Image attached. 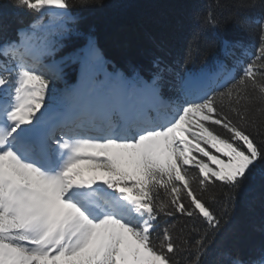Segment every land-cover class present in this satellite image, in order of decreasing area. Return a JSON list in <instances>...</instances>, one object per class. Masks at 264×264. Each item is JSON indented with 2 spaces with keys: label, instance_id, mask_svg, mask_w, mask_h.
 <instances>
[{
  "label": "snow or ice",
  "instance_id": "6c2138e0",
  "mask_svg": "<svg viewBox=\"0 0 264 264\" xmlns=\"http://www.w3.org/2000/svg\"><path fill=\"white\" fill-rule=\"evenodd\" d=\"M13 3L37 16L0 41V264H183L177 252L188 240L169 228L153 236L157 218L176 212L198 213L208 225L189 264H264V244L244 255L218 239L230 212L217 216L203 197L220 182L234 209L264 167V15L236 20L241 31L250 22L259 29L246 64L239 42L225 39L215 72L169 77L158 58L145 79L109 73L90 34L83 47L44 64L64 47L68 23L98 0ZM233 6L239 16L253 5ZM49 9L60 23L38 34ZM204 21L219 27L211 10ZM68 61L78 65L76 84L50 95ZM256 187L264 200V175Z\"/></svg>",
  "mask_w": 264,
  "mask_h": 264
},
{
  "label": "trees",
  "instance_id": "16d2710c",
  "mask_svg": "<svg viewBox=\"0 0 264 264\" xmlns=\"http://www.w3.org/2000/svg\"><path fill=\"white\" fill-rule=\"evenodd\" d=\"M242 2L253 6L241 9L237 16L234 0H98L96 6L79 10L81 18L77 22L68 23L73 31L62 41L64 47L54 56L42 58L49 62L60 61L62 56L83 47L85 36L90 34L103 54L106 70L109 73L117 70L129 77L139 74L148 79L156 70L158 58L164 62L161 67L168 66L169 77L201 70L213 72L216 61L223 58L222 42L225 39L239 42L237 58L246 64L259 47V29L256 23L250 22L247 30L241 31L236 27V20L254 21L264 15V0ZM208 10L219 21L218 28L205 23ZM53 13L45 10L40 14L38 34H42L44 26L54 27L60 23ZM36 16L32 11L17 8L13 0H0V19L7 25L6 30L0 31V41L14 39L17 28L27 26ZM194 33L199 34L198 40L193 39ZM234 62L230 59L229 67ZM61 67L60 78L50 80V90H54L50 95L60 96L77 82V64L68 61ZM241 70L242 65L235 66L237 75ZM99 78L103 79V75ZM218 80H223L222 74ZM261 175H264V167H258L255 179L249 182L248 188L254 191H250L248 198L237 203L234 209L227 198L228 186L217 182L203 191L204 199L217 216L226 209L230 212L228 230L218 239L225 246L238 248L244 255H248L254 246L264 244V231L259 230L264 223V200L259 197L256 187ZM207 227L198 213L192 217L179 212L172 217L162 214L157 218L153 236L169 228L175 237L188 240V250L178 251L177 256L183 264H189L190 254L194 256L192 245Z\"/></svg>",
  "mask_w": 264,
  "mask_h": 264
},
{
  "label": "rangeland",
  "instance_id": "374dc122",
  "mask_svg": "<svg viewBox=\"0 0 264 264\" xmlns=\"http://www.w3.org/2000/svg\"><path fill=\"white\" fill-rule=\"evenodd\" d=\"M48 11H57V10H55V9H49Z\"/></svg>",
  "mask_w": 264,
  "mask_h": 264
}]
</instances>
